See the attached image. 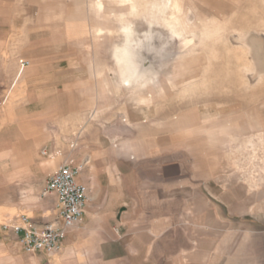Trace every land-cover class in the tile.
<instances>
[{
  "label": "rangeland",
  "instance_id": "rangeland-1",
  "mask_svg": "<svg viewBox=\"0 0 264 264\" xmlns=\"http://www.w3.org/2000/svg\"><path fill=\"white\" fill-rule=\"evenodd\" d=\"M12 1L0 12L16 14L13 48L21 36L49 48L51 81L64 79L81 112V144L70 153L90 158L94 181L121 173L116 162L127 157L146 188L171 179L147 197L163 211L155 250L208 246L204 264L264 254V0ZM73 126L67 121L70 137ZM57 127L51 121L49 131ZM5 130L0 124V264H92L97 244L83 225L51 259L25 254L4 229L9 216L52 205L45 171L9 163ZM25 151L18 158L38 152Z\"/></svg>",
  "mask_w": 264,
  "mask_h": 264
},
{
  "label": "crops",
  "instance_id": "crops-1",
  "mask_svg": "<svg viewBox=\"0 0 264 264\" xmlns=\"http://www.w3.org/2000/svg\"><path fill=\"white\" fill-rule=\"evenodd\" d=\"M12 2V0H0V4L5 5ZM16 20V14L0 12V91L8 96L9 101L6 107L0 109V124L4 134L7 128L10 131L9 137L3 138L8 144L2 146L10 149L9 163L14 166L33 163L38 169L45 171L48 178L44 189L50 176L64 160H68L71 166L77 169L78 181L88 188V201L77 225H83L93 231L91 242L97 244V252L91 256L92 264H204L209 261L211 252L208 246L204 245L197 247L190 245L176 253L155 250L157 238L162 237L160 216L163 211L160 209L156 212L155 208L151 207L152 204L154 205L151 200L154 198L155 190L162 185L168 184L167 188H171L173 184L171 179L162 177L161 183L158 185L153 183L148 186L150 188H146L143 183L146 181V176L141 179L142 176L139 174L130 172L131 162L127 157L116 162V165H121L120 170H123L121 173L111 172L106 180L94 181L90 158L85 156L77 159L72 156L71 150L81 144L80 127L77 131L75 125L76 122H80L81 114L76 97L68 95L70 99L67 98L63 78L61 80L58 77L57 80L51 81L50 76L54 73L50 72L49 48H33L32 36L27 38L21 36L20 48H13L17 40V35L14 34L15 23H13ZM37 52L41 55L35 56ZM58 72L60 75V71ZM51 88L56 91L51 92ZM66 100L69 102L68 105L65 103ZM71 120L75 127L73 137L64 132L67 121L71 122ZM51 121L59 127L54 132L49 131ZM107 135L105 142L109 143L113 136ZM14 149L17 152L26 150V155L30 153L27 150L36 149L38 152L36 151L37 156L32 159L18 158ZM137 159L142 160L139 157ZM153 180L151 179L150 182ZM167 188L163 190L168 192L170 189ZM43 195L50 198L52 202L50 209L36 216L21 213L30 216L40 227L47 222L59 220L58 196ZM147 197L152 198L149 204ZM147 213L153 215L147 216ZM18 215L9 216L5 222L16 219ZM167 217L168 215L165 216V220ZM116 229L119 233L115 232ZM135 230H138L137 234L132 236ZM67 238L62 243L61 249L54 254L44 251L30 253L21 248L27 255L56 258L66 249ZM251 258V264H264V254L253 257L251 254Z\"/></svg>",
  "mask_w": 264,
  "mask_h": 264
},
{
  "label": "built area",
  "instance_id": "built-area-1",
  "mask_svg": "<svg viewBox=\"0 0 264 264\" xmlns=\"http://www.w3.org/2000/svg\"><path fill=\"white\" fill-rule=\"evenodd\" d=\"M7 99L8 96L0 91V107L4 106ZM77 172L68 160H64L50 176L44 189L43 194L58 196V221L47 222L40 227L27 214H19L16 219L3 224L4 229L14 234L25 251H44L49 254L58 252L69 230L81 220L88 201V188L78 181Z\"/></svg>",
  "mask_w": 264,
  "mask_h": 264
}]
</instances>
